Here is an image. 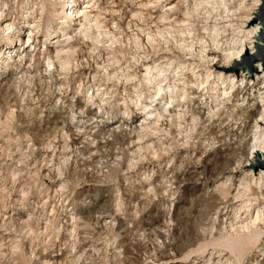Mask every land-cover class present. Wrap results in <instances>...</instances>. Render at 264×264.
<instances>
[{
	"label": "rangeland",
	"instance_id": "rangeland-1",
	"mask_svg": "<svg viewBox=\"0 0 264 264\" xmlns=\"http://www.w3.org/2000/svg\"><path fill=\"white\" fill-rule=\"evenodd\" d=\"M138 1L79 0L80 11H88L86 24L93 26L91 32L84 33L81 26H76L83 22L77 20L67 32L55 33L60 27L57 24L63 0H0V50L6 58L13 57L5 64L0 61V264H53L64 253L66 264L234 261L228 250L211 241L229 231L221 225L225 207H229L228 217L233 223L244 218L238 194L242 187L236 181L241 176L239 158L249 152L257 130L250 127H257L264 106L257 99L252 119L245 120L244 116L224 121V115L222 123H213L219 118L216 114L220 107L198 84L184 86L193 88L194 99L190 100L191 91L183 98L170 99L181 94L179 88L174 92L167 89L177 84L175 76L180 79V71L190 74L191 66L199 67L197 72L208 66L212 73L218 71L211 62L216 44L204 28L219 21L212 16L208 27L196 22L192 35L185 36L187 45L195 46L193 56L187 50H161L168 35L160 39L161 47L152 49L148 34H142L140 44L135 39L141 24L134 17ZM245 1L252 2L229 0L228 5L232 11L239 10ZM166 4L146 16L151 17L153 26L170 8H178L181 17L187 9L184 0ZM117 9L121 11L111 14ZM259 13L260 9L257 17ZM224 22L229 25V19ZM258 24L262 27L260 21ZM9 25L18 35L12 42L3 38L2 30ZM231 25L246 33L255 26L251 22L237 30L239 24ZM35 26L31 38L35 51L29 47L22 52L27 46L20 48L18 40L26 42L28 30ZM97 28L102 33L99 41L95 40ZM228 34L233 35L231 31ZM198 35L207 40L208 58H199ZM166 46L173 48L172 42ZM60 50L65 51L62 59ZM252 56L246 55L236 65L233 82L238 81L237 85L241 77L249 79L250 86L264 78V72L245 69L257 65ZM49 60L53 64L50 71ZM64 63H68L65 71L61 69ZM147 67L150 77L166 80L168 94L157 103L149 97L158 82L147 85ZM104 74L113 79L107 80ZM179 85L181 88L183 82ZM238 93L242 100L244 93ZM248 98L253 100L255 96L250 93ZM141 103L152 105L151 116H145ZM178 104L200 106L205 119L212 116L213 120L204 124L188 117L183 120L179 115L186 108L180 109ZM146 118L147 124H143ZM245 124L248 135L240 144L238 137L244 135ZM245 142L250 145L247 149ZM65 156L69 159L66 169L60 165ZM225 179L236 183L230 187L227 182L228 191L222 187ZM73 217L76 220H71ZM253 251H248L243 263Z\"/></svg>",
	"mask_w": 264,
	"mask_h": 264
},
{
	"label": "bare ground",
	"instance_id": "bare-ground-1",
	"mask_svg": "<svg viewBox=\"0 0 264 264\" xmlns=\"http://www.w3.org/2000/svg\"><path fill=\"white\" fill-rule=\"evenodd\" d=\"M130 1H132V0H130ZM172 1L174 2L175 0H151V1L150 0H139L137 2L139 10L135 11L134 17L137 18V20L141 23V24H139L141 26L138 25L139 31L136 32V34H135V36H136L135 39L137 42H139L138 44H140V42H141V36H143L144 34L145 35L148 34V36L146 35L147 36V42L150 44L152 49H156V48L161 47L159 44L160 39L164 38L165 35H168L169 40H167V41L165 40V42H164L165 47L162 46L161 50L169 51L172 53H175L174 49L178 50L179 52H185L187 50L189 52V54L191 56H193L194 51H195V49H194L195 46H194V44L187 45V38L185 36L190 35L192 33L191 29L194 30V28H195L194 24L196 22H200V23H204L206 25V27H208V23L211 20L212 16H215V18H216L215 22H218V21L219 22L217 24H214L213 26H211V28H209V29L204 28V31L208 32L207 33L208 37L211 39V41L213 43L216 44V46L214 47L216 49V52H214V53H216V54L212 57L211 62L212 63L215 62V66L217 65L218 71L215 74L212 73L210 70L211 68L209 66L207 67V68H209V70L207 72H206L207 68H203L199 72H197V69L199 67H192V66L190 67V69H188L190 74H187V73L182 74L183 71H180L181 78L178 79L177 78L178 76H175L177 84L173 87L172 86L169 88L167 87V89H170L169 92H174L176 90V88H179L181 90V92H180L181 94H178L176 97H170V99L179 98V97L183 98L184 96H186L188 94L189 91H191V95H193V97L190 100L194 99L195 98L194 95H196V93L192 92L193 88L192 87L186 88L184 86L189 85V84H191V85L198 84V88L202 89V92H205L207 96L210 94L211 95L210 98L214 99V102H218L217 106L220 107V112L218 114H216L219 116V118L216 121H213V123H219L221 121V118H223L224 115L226 117V120H224V121H227L228 118H233L234 120L237 121L238 118L244 117V116H245V120L252 119L254 116H256V113H255L256 112V105L253 102L256 101L257 99H259L260 102L262 103V106H264V86L258 87L259 84H264V78L258 79L257 83H254L251 86L248 84L247 81H249V79L247 80L246 77H241L240 85H237L238 81L234 83L233 79L236 78V75H235V72L237 70L236 65H238V63H242L244 61V58L246 57V55L248 57H249V55H253L252 59H253V61H255L257 63V65H255V66L250 64L247 68H245L246 70H249V72L255 71V72H257L256 74H258L259 72H261V73L264 72V66H263L264 62H262V59L258 55L259 49L263 45L262 41L259 40V36H260L261 30H262V27L258 24L259 20L257 18V11L262 6L261 0H252L251 3L249 1H245V2H243L242 8H240L239 10L235 9L234 11H232L233 10L232 7H230V5H228L229 0H184V2L187 4V9L185 10L183 17L178 16V13H177L178 8L175 7V8H170L167 13L161 15L160 18L158 19L159 22H155L154 26L151 24L152 23V21H150L151 17L146 19V16L152 15V11L159 9L160 7L163 8L164 6H168V4H166V3H168V2L170 3ZM62 4H63V8H62V11H60V13H59V15H61V16L58 18V20H61V21L57 24L58 26L60 25V27L57 28V31L55 33L67 32V30L70 28V25L72 24V22H76L77 20H79V22H83V23H78L76 26H81L84 33H88V32L90 33L91 28L93 26L86 24V21L89 17L88 11H82V12L80 11V7L78 6L79 0H63ZM160 4H161V6L159 7ZM65 5L67 8L64 7ZM174 6H178V5L175 4ZM86 8H88V6ZM118 11L120 12L121 10L120 9L111 10V14L117 13ZM173 11H174V13L171 14L170 12H173ZM119 15H121V13ZM218 18H219V20H217ZM225 19H229V22H228L229 25H227V26H225V24H226V22H224ZM158 20H156V21H158ZM251 22H254L255 26L252 27L253 29L251 31H249L248 33H246L245 31H236L235 29H233V26L231 25L232 23L239 24L240 27L236 28L237 30H239L242 26L247 25ZM50 25L51 24L49 23L48 26H50ZM220 25H222V26L219 27ZM95 26L97 27V22H96ZM36 27L37 26H35V28H32L31 30H28V34L26 36L27 37L26 42H24L23 40H20V38H19L18 42H19L20 48H22L24 44H26V46H27L26 48H23L22 52L26 51L27 48H29V47L33 48V51H35V46L33 45L34 41L32 42L31 38L34 37V35L36 33V30H37ZM14 28L15 27H13V25H9L8 27L3 28L2 31L4 33V36H3L4 40L12 42L13 38L18 37V35H16V33L14 32L15 31ZM127 29H130V27L128 26ZM99 31H100V28H97V30H96L97 33L95 34V40L96 41H99L100 37L102 36V33ZM229 31H231L233 35L228 34ZM150 35H154L155 38L150 39L151 38ZM195 36H197V35H195ZM49 37H51V33L49 32V30H47L46 38H49ZM198 37L200 39L196 40V43L200 45V49H201L199 52V58L203 59L204 57H207V58L210 57L207 55V51H206V48L208 46H206L207 40H206L205 36L204 35H198ZM65 40H67V39H65ZM171 42H172L173 48H169L168 46H166L168 43H171ZM1 50H0V61L3 64H5L8 59H11V60L13 59L12 56H9L6 58L5 54L1 53ZM63 53H65L64 50H60L58 52V54L60 55L59 58L62 59L61 55ZM165 55H167V54H165ZM145 59H147V57ZM205 63H208V62L206 61ZM233 63H235L234 67H232ZM9 65H7V67ZM67 65H68V63H64L62 66L60 65L61 69L65 71ZM52 66H53V64L50 63V60H49L47 63V68L49 69V71H50ZM177 69H179V68H177ZM150 71H151V69L147 67L146 68V74L144 76V77H146L145 80L148 82L147 85L151 84L152 82L157 80L156 78H154V76L150 77V74H152ZM244 75H245V73H244ZM104 76L107 78V80L113 79V77H110V74H104ZM202 76H204V78H201ZM130 78H131V76H130ZM165 81H166L165 79H162L160 81L159 80L156 81V82H158V83H156L158 87L154 90L153 96L149 97L151 100H153L152 102L156 101V103H157V101H162L163 96L168 94V91L167 92L165 91V87H166ZM180 82H183V85L181 88L179 85ZM60 85H62V84L60 83ZM234 89H235V91H233ZM238 92H240V94L244 93V96H242V100H240V98H238V96H237L239 94ZM94 93L95 92L92 93V97L94 96ZM250 93H252V95L254 94L255 99H253V100H249V98L247 99V96H249ZM64 94H65V92H64ZM62 96H63V94H62ZM219 98H221V99H219ZM232 98H233V100H232ZM137 102H139V99L136 100V103ZM240 102H242L241 105L239 104ZM243 102L244 103L247 102L245 108H244ZM166 103L169 104L168 102H166ZM231 103H232V105H231ZM159 104H157L156 106H158ZM138 105H139V103H138ZM140 106H142L143 112L144 113L146 112L145 116L146 115L151 116L152 113L154 112L151 104L148 105V104H142L141 103ZM177 107L180 109L181 108L183 109L185 106L183 107V106H180L178 104ZM185 108H186L185 110L184 109L181 110L180 115H179V118H181L183 120H186V117H188V120H191L192 122L199 121L201 124H204L205 122H210L211 120H213L212 116L205 119L204 115H202L203 108H201L200 106L195 107L193 105V106H186ZM225 110H227V112H229L230 110H232V111H230V114H226L227 112L225 113ZM235 110L238 112L235 113ZM209 111L210 110H208V112ZM162 116L163 115L161 114L159 117H162ZM147 121H148V118L144 119L143 124H145ZM101 123H105V122L101 121ZM220 123H222V122H220ZM57 125H59V124H57ZM141 125H142V123H141ZM263 125H264V111L262 112V114H259V122H257V127H253V126L250 127V129L257 128L254 136H252L253 139L251 142V146L246 142H245L246 145H245V143L243 145L246 147V149L249 148V146H250L249 152H247V154L243 153L242 156L239 158V161L241 164V166H239L241 168V176L239 177V180H236V181L239 183V187H242V189L238 192V194H240L239 198L242 199V201H240V205L241 206L243 205V207H241V210H243L244 213L241 216H244V218L242 219V217L241 218L239 217V221L236 223H233V221L230 220L231 218L229 219V217H228V212H229L228 208L229 207L228 208L225 207L222 210V215H220L221 216V225H226L225 228L229 229V231L211 241V243L214 244L215 246H219L221 248L228 250L229 253L234 257V261L229 263V264H264V163L261 162L262 159H264V128H262ZM245 127H246V124H245ZM244 130H245L244 135L238 137V139H239L238 142L240 144L242 143V140L248 135V131H246L247 127ZM165 135H167V134H165ZM102 146H103V144H102ZM73 151H74V149H73ZM189 154H190V151H189ZM69 155L70 154H68V156ZM67 157L65 156L63 158L64 159L63 164H60V163H62V161L59 163L60 165H63V166L65 165L64 167L61 166L62 168H65V169H66L67 163L69 162V159ZM258 157L260 160H258ZM256 160H257V164H256ZM60 165H59V167H60ZM65 169H63V170L65 171ZM64 174H66V173H64ZM65 177H66V175H65ZM225 181L226 182H224L222 184V187L226 188V191H228V187L226 184L227 182L230 183L229 184L230 187L231 186L233 187L236 184L234 182V179H227V180L225 179ZM253 187L257 190L256 192H255V189H253ZM59 206L64 208V206L61 203L59 204ZM57 208H58V205H56V207H53V210L55 211ZM82 213H84V212H82ZM73 219L76 220V217L71 218V220H73ZM28 221H30V220L28 219ZM28 221H26L25 223H28ZM74 235H76V234H74ZM252 248L254 251L252 253L250 252L251 256L249 257V260H247L245 263H243V259H244L245 255ZM73 251H75V250H73ZM65 255H66V253L59 255L58 258L55 259L53 264H66L64 262V260L66 261V259H67ZM205 256H206V254H205ZM83 257L84 256H82V258ZM68 264H72V262H69ZM187 264H188V262H187Z\"/></svg>",
	"mask_w": 264,
	"mask_h": 264
},
{
	"label": "water",
	"instance_id": "water-1",
	"mask_svg": "<svg viewBox=\"0 0 264 264\" xmlns=\"http://www.w3.org/2000/svg\"><path fill=\"white\" fill-rule=\"evenodd\" d=\"M257 18L261 22V25H262V30H261V33L259 36V40L262 41V43H263V45L259 49L258 55L262 59V62H264V0H262V6L260 8V13H259V16ZM258 160H260L259 157H258Z\"/></svg>",
	"mask_w": 264,
	"mask_h": 264
}]
</instances>
